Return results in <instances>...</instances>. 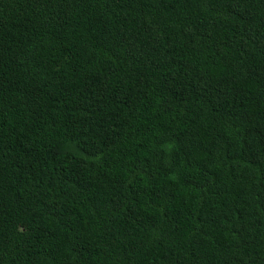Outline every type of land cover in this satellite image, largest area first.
<instances>
[{
  "label": "trees",
  "instance_id": "16d2710c",
  "mask_svg": "<svg viewBox=\"0 0 264 264\" xmlns=\"http://www.w3.org/2000/svg\"><path fill=\"white\" fill-rule=\"evenodd\" d=\"M0 264H264V0H0Z\"/></svg>",
  "mask_w": 264,
  "mask_h": 264
}]
</instances>
